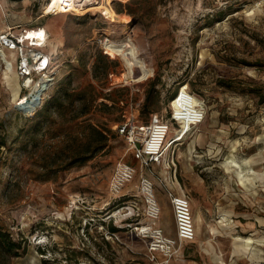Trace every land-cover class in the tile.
Instances as JSON below:
<instances>
[{
  "label": "rangeland",
  "instance_id": "374dc122",
  "mask_svg": "<svg viewBox=\"0 0 264 264\" xmlns=\"http://www.w3.org/2000/svg\"><path fill=\"white\" fill-rule=\"evenodd\" d=\"M0 4V31L43 29L46 51L57 67L45 107L30 117L14 108L21 95L14 70L0 67V141L5 140L0 148V233L22 247L17 257L0 250V264H152L148 241L133 231L137 220L147 221L136 190L141 174L153 183L159 224L172 238L176 231L163 183L172 181L173 191L189 198L196 238L178 242L169 264H264V7L258 0H112L114 11L127 15L128 10L135 17L127 15L125 24H111L98 11L41 17L45 0ZM104 36L119 46L110 49L115 60L108 75L95 79L94 41ZM134 66L141 73L135 70L140 76L130 83L128 70ZM152 82L150 114L168 120L170 100L187 84L183 90L189 88L194 103H204L206 116L181 139L188 127L172 125L168 141L179 142L150 175L139 170L115 125L131 103H139V121L149 120L141 108ZM88 84L99 95L84 119L110 134L103 150L78 155L85 132L78 122H63L57 110L47 112L46 107L57 93ZM117 89L127 94V106L108 97L118 96ZM80 157L90 159L68 166ZM120 160L137 172L124 196L112 199L108 182ZM171 160L175 164L168 168ZM235 238L251 242L248 249Z\"/></svg>",
  "mask_w": 264,
  "mask_h": 264
},
{
  "label": "built area",
  "instance_id": "2783aa9c",
  "mask_svg": "<svg viewBox=\"0 0 264 264\" xmlns=\"http://www.w3.org/2000/svg\"><path fill=\"white\" fill-rule=\"evenodd\" d=\"M258 4L264 7V0H258ZM77 6L76 0H59L55 6H52V0H45L41 17L72 14L74 7ZM14 30L15 28L7 27L0 31V67L5 70L9 65L10 70H14L18 78L21 95L18 94L17 101L14 103L15 109L17 106L25 104L28 98L32 97L38 90L46 87L45 92L40 96L38 105L34 107L35 113L49 99V92L57 82V67L54 64L53 56L46 51L47 35L44 30L42 38L39 40L28 38V30L26 29ZM32 31L40 32V29ZM110 38V36H104L94 42L96 50L99 49L110 59H114L110 49L118 47L119 44L112 43ZM185 85L187 84L178 87L170 101L171 105L175 101L178 102L169 108L168 120L154 114L148 123H141L138 121L139 103L134 106L131 103L122 114L123 121L115 125V131L125 139L132 158L138 162L140 170L147 169L152 164L159 165L162 163L166 152L176 141L174 138L168 141L173 124H176L178 129H181L183 124L188 127L180 136L179 139H181L192 127L204 120L206 116L204 103L199 100L194 103L195 96L188 87L182 92ZM17 111L26 116L25 112ZM136 172L134 166L122 160L115 164L108 182V192L112 199H120L124 196V191L129 189L128 187L133 182ZM136 190L143 197L142 202L145 211L141 215L147 221L137 220L133 231L139 239L148 241V257L152 264H169L176 253L178 242H192L196 238L189 198L185 195L168 192L176 231V239H173L166 236L163 229L158 225L160 206L156 200L151 180L141 176ZM127 192V196H131L130 191ZM126 209H131L133 212L134 208L128 206ZM112 236L113 234L109 232V238ZM158 255H161L163 260L157 261Z\"/></svg>",
  "mask_w": 264,
  "mask_h": 264
},
{
  "label": "trees",
  "instance_id": "16d2710c",
  "mask_svg": "<svg viewBox=\"0 0 264 264\" xmlns=\"http://www.w3.org/2000/svg\"><path fill=\"white\" fill-rule=\"evenodd\" d=\"M115 11L117 14H120L123 12L118 9H115ZM126 14L132 16L133 17L132 20H134L135 17L133 16L131 11L127 10ZM222 16L223 14H220L219 18H221ZM221 20L222 19H219L217 22ZM114 60L115 59H110L108 55H106L101 50L97 49L95 60L92 65L93 78L97 79L100 76L108 75V73L110 72V67L112 66ZM220 85L224 86L223 83H220ZM154 86H155V82H152L146 92L145 100L141 108V113L146 112L150 114L151 112L149 107L151 105L150 100L154 92ZM121 90L124 91L126 89H121ZM113 92L115 93L118 92L119 95L116 97H111V94L108 95L112 103L120 104L121 106H127V100L125 99V96L127 94L122 95L120 89L114 90ZM98 95L99 93L97 92L96 88L92 84H88L84 87L68 88V89H65L57 93V95L51 99V101L48 103L46 107L47 112L51 108L57 110L58 114L63 118V122H78V125L80 126V128L85 132L86 142L81 152L80 153L77 152L78 155H80L81 153L83 154V153H87L91 151L93 153H97L103 150L107 145L108 135L110 134V131L108 129H101L99 126L88 123L86 122V119H84V117L88 115L94 107H96L95 103L98 99ZM99 106L107 110L112 108V105L107 106L106 104H103V103H100ZM44 107H45V104L42 108ZM137 110H139V107ZM154 114L156 113H153V114L151 113L150 118ZM67 115H70L69 119H65V116ZM149 120L146 122H143V121L141 122L138 119V121L141 123H148ZM115 133L117 135L116 131ZM4 145H5V140L2 138V140L0 141V148L3 147ZM89 159L90 157H80L79 159H74V161L72 163H69L68 166L73 167L75 165H82L85 162H87ZM111 229L113 231H116V229L114 228H111ZM21 248L22 247L20 243H15L6 234L0 233L1 252L9 254L10 256L17 257L18 256L17 250Z\"/></svg>",
  "mask_w": 264,
  "mask_h": 264
},
{
  "label": "bare ground",
  "instance_id": "6f19581e",
  "mask_svg": "<svg viewBox=\"0 0 264 264\" xmlns=\"http://www.w3.org/2000/svg\"><path fill=\"white\" fill-rule=\"evenodd\" d=\"M51 1V0H50ZM59 0H52V6H55L57 3H58ZM78 3L82 2V4H78L77 7H74V12L72 14H69V15H83L87 12H90V11H98V12H101L104 16H105V19L110 22L111 24H116V23H122V24H125L127 23V21L129 20V17L125 14H117L114 9L112 8L111 6V2L112 0H100L98 2L95 3V5L93 4L94 1L96 0H76ZM121 1H126V0H121ZM1 6V4H0ZM85 6H88L87 8ZM60 15H67V14H60ZM57 17L59 15H56ZM60 17V16H59ZM42 35H43V29H40V32H33V31H29L28 32V38H31V39H34V38H37L39 40V38H42ZM126 47L127 46H130V44H124ZM139 61H140V65L141 67L143 68H146V63L141 59L139 58ZM135 70H138L140 71L141 73V70L140 68H137L136 66H134V68L132 69H129L128 70V82H133V80L137 79L139 76H135ZM6 72H11L10 68H9V65H7V68L4 70ZM184 90H182L183 92ZM17 101V100H16ZM178 101H175L173 102V106L176 105ZM25 113H26V116L30 117V116H33L34 114V107H30L29 109L25 110ZM231 163L235 166H237V163L235 160H231ZM252 172L253 173H256L254 171V169H252ZM239 175H241V173L239 172L238 173ZM240 177V176H239ZM247 181H251V178H246ZM240 182L242 183L243 182V179L242 177H240Z\"/></svg>",
  "mask_w": 264,
  "mask_h": 264
},
{
  "label": "crops",
  "instance_id": "0c3cea01",
  "mask_svg": "<svg viewBox=\"0 0 264 264\" xmlns=\"http://www.w3.org/2000/svg\"><path fill=\"white\" fill-rule=\"evenodd\" d=\"M179 142V141H178ZM177 143V142H176ZM168 156V151L166 152V154H165V156H164V160L162 161V163L161 164H163L164 163V161H166V157ZM138 163V162H137ZM161 164H159V165H161ZM175 163H174V161L173 160H171L170 161V163L168 162L167 163V167L168 168H170V165H174ZM153 166H158V165H155V164H152V165H150V167L149 168H143L142 170H140L141 172H143V171H147L150 175H153L154 173H153V171H152V168H153ZM141 176H144L143 174H141ZM170 184V183H169ZM168 183H163V187H164V189H165V191H166V197H168V192H172V193H174V194H176L175 193V191H173V189H172V186H174V183L171 181V184L169 185ZM218 210L221 208V207H219V206H221L220 205V200H219V202H218ZM221 216H228V214L227 213H222V215ZM160 219V218H159ZM201 220V219H200ZM222 221H223V218H221V220L219 221V222H221L222 223ZM257 220L255 219V222H256ZM240 222V221H239ZM158 225L161 227V225L159 224V221H158ZM209 230L210 231H214L215 229L213 228V226L211 225V226H209ZM195 232H196V229H195ZM166 235V234H165ZM166 236H168V235H166ZM168 237H170V236H168ZM170 238H172V237H170ZM237 238V237H236ZM235 238V239H236ZM173 239H176V237H174ZM236 243H239V247H242V246H244L243 247V249L244 250H247L248 249V247H249V245H250V243L249 244H246L244 241H242V240H237L236 239Z\"/></svg>",
  "mask_w": 264,
  "mask_h": 264
},
{
  "label": "water",
  "instance_id": "95a60500",
  "mask_svg": "<svg viewBox=\"0 0 264 264\" xmlns=\"http://www.w3.org/2000/svg\"><path fill=\"white\" fill-rule=\"evenodd\" d=\"M45 88L38 90L32 97L28 98L25 104L17 106L16 109L25 112L30 107H36L40 101V96L45 92Z\"/></svg>",
  "mask_w": 264,
  "mask_h": 264
}]
</instances>
